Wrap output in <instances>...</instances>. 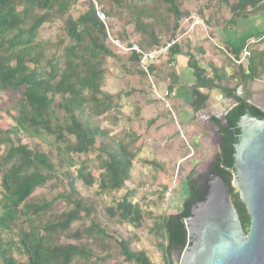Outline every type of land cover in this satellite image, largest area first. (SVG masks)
I'll return each mask as SVG.
<instances>
[{
  "label": "trees",
  "instance_id": "1",
  "mask_svg": "<svg viewBox=\"0 0 264 264\" xmlns=\"http://www.w3.org/2000/svg\"><path fill=\"white\" fill-rule=\"evenodd\" d=\"M115 1L121 4L120 0ZM155 1L170 5L169 10L176 20L174 31H177L187 13L181 10L176 0ZM229 1L225 0L226 3ZM77 2L0 0V89L19 94L16 98L19 113L14 116L16 126L6 131L0 127V146H7L6 156L0 158V264H19L15 251L26 257L24 264H77L81 260L90 263L95 256L90 247L62 245L55 239L91 215L90 210L84 208L82 199H74L73 210L49 219L43 227L37 226L39 218L53 213L55 201H44L38 205L31 200L35 192L54 177L55 165L45 153L34 151L24 144L21 133H31L36 138L52 137L62 162L67 160L73 164L72 156L93 155L91 151H98L97 160L104 171L99 176V187L103 192H118L125 188L140 152V147L112 142L108 132L93 121V117L102 116L118 106L115 102L118 96L114 98L102 90L105 61L115 55L117 47L109 42L106 26L100 20L95 5L91 3L89 10L77 20L68 16L65 30L70 43L61 54L55 53L50 60H45L44 49L40 50V45L36 44L42 27L56 17L63 19ZM229 6V23L234 24L251 13L263 11L264 0H237V3ZM147 11L144 9L143 13ZM106 15L109 17L108 13ZM135 24L143 37L149 35L152 38V41H144L145 47H139L142 51L158 48L165 43L160 42L154 28L145 24L141 17L136 18ZM140 58L136 52L132 53L131 59L138 65ZM193 68L198 81L202 82L203 70L197 66ZM262 69L264 54H251V77L258 76ZM152 72H155V66ZM142 74L147 76L145 72ZM225 92L230 97L237 96V89L225 87ZM57 97H60V102H57ZM206 101L202 96L195 108L204 109ZM246 109H250L254 116L264 117L260 108L239 99V104L226 117V126L220 131V152L211 169L213 175L220 174L229 185L234 181L235 144L241 134L238 121ZM138 140L140 138H136L133 145ZM194 175L196 171L193 170L192 175L188 176L190 197L184 202L181 212L164 217L161 223V230L167 240L161 246L166 264H174L175 253L181 254L187 248L189 234L186 221L191 217L194 205L205 201L210 190V181L204 182V175L197 178ZM69 177L71 191L67 198L78 197L80 194L75 187L76 180L72 175ZM78 178L87 185L96 182L93 174L88 172L87 163L79 170ZM132 194L130 191L126 193L116 209L110 210L111 216L120 222L141 226L144 217L139 205L133 203ZM231 198L245 231L249 232L251 217L240 194L235 193L233 187ZM24 218L29 226H19L18 240L4 238V233L10 236ZM85 233L88 239L108 236L106 230L97 223H93ZM81 237L82 233L75 234V238ZM119 246L128 263L154 264L145 251H133L128 242L121 240Z\"/></svg>",
  "mask_w": 264,
  "mask_h": 264
},
{
  "label": "rangeland",
  "instance_id": "2",
  "mask_svg": "<svg viewBox=\"0 0 264 264\" xmlns=\"http://www.w3.org/2000/svg\"><path fill=\"white\" fill-rule=\"evenodd\" d=\"M120 2L121 4L115 0H78L63 19L56 17L45 24L36 41V44L40 45V50L44 49L45 60H50L55 53L61 54L64 47L70 43L65 30L68 16L77 20L89 10L91 3L95 5L97 14L98 10L109 14L106 22L100 20L106 26L110 43L111 35L119 38L123 46L129 44L143 48L146 46L144 41H152V38L149 35L143 37L138 31L135 24L137 17H141L145 24H150L160 42L164 43L186 32V25L201 21L209 28H214L227 23L228 18H231L229 4L233 5L237 0H230V3H226L225 0H176L181 10L187 13L180 21L177 31H174L176 20L169 10L170 5L155 0H120ZM144 9L148 10L147 13H143ZM262 12L264 10L251 14ZM260 44H264V41H256L254 45L251 43L249 46L253 45L254 48ZM131 56L130 52L117 47L115 55L106 59L102 90L114 98L118 96L115 101L118 106L102 116L93 117V121L108 132L112 142H124L136 148L140 147V152L133 163L132 177L126 182L122 191L103 192L100 189L99 176L104 171L100 169L97 160L98 151H91L93 155L72 156L73 164L67 160L62 162L52 137L36 138L31 133L20 134L24 144L34 151L45 153L55 165L54 177L45 187L38 189L31 200L33 204L38 205L44 201H55L53 213L39 218L37 226L43 227L49 219L73 210L74 199H82L84 208L91 212L90 216L75 223L68 232L61 233L55 238L62 245L74 244L92 248L95 254L92 261L87 263L81 260L77 264H131L125 261L120 249L121 240L128 242L135 252L145 251L154 264H166L161 246L165 245L167 240L161 230V223L164 217L181 212L184 202L190 197L188 176L192 175L194 170L196 171L194 177L197 178L198 172L205 166L203 154L196 152L194 155L192 147L186 142L190 137L185 140L184 131L181 133L182 129L179 130V124H182L183 118L186 117L185 112L175 105L171 112L165 103L155 98L151 79L142 74L140 66L132 61ZM156 78L158 79V75L155 71L152 74L155 83ZM18 97L17 92L0 89V127L3 131L16 126L14 116L19 113L16 104ZM60 101V97H57V102ZM136 138L140 140L133 145ZM184 152L189 154V157L193 155L192 159L182 162ZM6 154L7 146L1 145L0 158L5 157ZM84 163H87L88 172L96 178L94 185H87L78 178L79 170ZM69 175L76 180L75 187L80 194L78 197L67 198L71 191ZM1 183L0 173V197ZM234 189L235 193L239 194L238 189ZM128 191L133 193V203L139 205L142 210L144 219L141 226L123 223L111 216L110 210L116 209L117 204ZM93 223L100 224L108 236L103 239H88L85 230ZM19 226L28 227L27 219L20 221L18 229L15 228L10 236L4 233V238L17 241ZM78 232L82 233L83 237L75 238ZM14 254L19 264L27 261L18 251ZM173 262L179 264L178 256L173 257Z\"/></svg>",
  "mask_w": 264,
  "mask_h": 264
},
{
  "label": "crops",
  "instance_id": "3",
  "mask_svg": "<svg viewBox=\"0 0 264 264\" xmlns=\"http://www.w3.org/2000/svg\"><path fill=\"white\" fill-rule=\"evenodd\" d=\"M229 20L214 28L201 21L186 25L184 38L181 44L173 48V59L169 61L176 62L175 68H168L165 62L155 65L158 85L161 89L176 92L174 105L185 112L186 117L179 124V130L182 129L181 133L184 131L185 140L190 137L186 142L192 147L193 154L201 152L204 161L209 163L220 152V136L216 127L220 122L216 116L231 103L225 87L237 89V94L244 97L248 104L264 109V69L254 78L250 72L251 54L256 51L264 54V44L255 46L257 48H252L254 44L249 46L264 32V12L251 14L234 24ZM246 52L248 54L245 56ZM229 55L243 62L235 64ZM193 66L203 70L202 82L198 81ZM218 85L220 87H216ZM202 96L207 100L206 106L198 110L195 106ZM184 153L182 162L192 159L193 155L189 157Z\"/></svg>",
  "mask_w": 264,
  "mask_h": 264
},
{
  "label": "water",
  "instance_id": "4",
  "mask_svg": "<svg viewBox=\"0 0 264 264\" xmlns=\"http://www.w3.org/2000/svg\"><path fill=\"white\" fill-rule=\"evenodd\" d=\"M247 103L239 94L231 97L217 119V132L226 126L227 115L239 104ZM261 108V107H260ZM241 130L235 144V175L232 185L220 175H211L205 201L194 205L186 221L189 234L187 248L178 254L179 264H264V117L246 109L238 121ZM212 163L198 174H203ZM237 188L251 217L246 232L232 202L231 191Z\"/></svg>",
  "mask_w": 264,
  "mask_h": 264
},
{
  "label": "built area",
  "instance_id": "5",
  "mask_svg": "<svg viewBox=\"0 0 264 264\" xmlns=\"http://www.w3.org/2000/svg\"><path fill=\"white\" fill-rule=\"evenodd\" d=\"M98 16L99 18L103 21L106 22V20L108 19L107 15L98 10ZM110 41L112 44H114L117 47L123 48L126 51L130 52L131 54L133 52H136L137 54H139L141 56L140 58V69L145 72L147 74V76L151 79L152 81V91L153 94L155 96L156 99L161 100L163 103H165L168 108L170 109L171 112H173V105H174V100L177 97L176 92L171 91L170 89L166 88L164 90L160 89L158 83L156 84L154 82V80L152 79V74L154 72H152V67L161 63H167L168 68L173 69L176 66V62L175 61H171L169 62L171 59H173L172 57V50L176 45L181 44L183 38H184V34H179L177 35L175 38L165 42L163 45H161L158 48L152 49V50H148V51H142L139 46L137 45H132L129 46L128 44L123 46L122 45V41L119 38H114L111 35L109 36ZM257 42L260 41H264V34L262 36H259L258 38H256ZM255 41V42H256ZM254 41H252L251 43L254 44ZM223 49V47H221ZM248 53H245V56ZM229 57L237 64H241L243 62V60L241 61H237L235 58H233L231 55H229ZM263 112L264 109L260 108ZM174 119L176 120L175 114H173Z\"/></svg>",
  "mask_w": 264,
  "mask_h": 264
},
{
  "label": "flooded vegetation",
  "instance_id": "6",
  "mask_svg": "<svg viewBox=\"0 0 264 264\" xmlns=\"http://www.w3.org/2000/svg\"><path fill=\"white\" fill-rule=\"evenodd\" d=\"M214 163L211 164L210 166H208V168L206 169V171L203 174H201V175H204L205 176L204 182L207 181V180H209V181L211 180V175H213V172H211V169L214 166ZM175 255L178 256V253H175Z\"/></svg>",
  "mask_w": 264,
  "mask_h": 264
}]
</instances>
